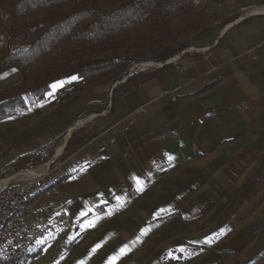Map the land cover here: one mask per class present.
Listing matches in <instances>:
<instances>
[{
  "label": "crops",
  "instance_id": "crops-1",
  "mask_svg": "<svg viewBox=\"0 0 264 264\" xmlns=\"http://www.w3.org/2000/svg\"><path fill=\"white\" fill-rule=\"evenodd\" d=\"M208 2L217 17L179 68L114 99L80 92L70 73L0 121L4 179L27 154L35 166L74 155L54 200L72 226L56 264H108L124 247L116 264H264V14ZM21 80L14 69L0 74V91ZM39 250L48 256L52 239Z\"/></svg>",
  "mask_w": 264,
  "mask_h": 264
},
{
  "label": "trees",
  "instance_id": "trees-1",
  "mask_svg": "<svg viewBox=\"0 0 264 264\" xmlns=\"http://www.w3.org/2000/svg\"><path fill=\"white\" fill-rule=\"evenodd\" d=\"M208 0H0V74L14 69L20 83L0 91V121L39 103L52 82L75 73L82 91L123 81L146 61L160 68L127 77L120 97L172 66L210 25ZM183 56H190L187 52ZM191 55V57H193ZM112 96V99H113ZM94 109L89 106L88 116ZM264 172V156L257 159ZM36 164L34 153L15 166Z\"/></svg>",
  "mask_w": 264,
  "mask_h": 264
},
{
  "label": "built area",
  "instance_id": "built-area-1",
  "mask_svg": "<svg viewBox=\"0 0 264 264\" xmlns=\"http://www.w3.org/2000/svg\"><path fill=\"white\" fill-rule=\"evenodd\" d=\"M242 11L264 14V0H253ZM73 161H60V154L41 165L26 164L12 177L0 180V264H56L70 246L71 223L67 216H57L54 200L58 183L73 172ZM52 239L48 256L37 252L25 259L29 245L42 246Z\"/></svg>",
  "mask_w": 264,
  "mask_h": 264
},
{
  "label": "rangeland",
  "instance_id": "rangeland-1",
  "mask_svg": "<svg viewBox=\"0 0 264 264\" xmlns=\"http://www.w3.org/2000/svg\"><path fill=\"white\" fill-rule=\"evenodd\" d=\"M209 1V0H208ZM209 2H207L205 5L207 6V4H208ZM238 3V2H237ZM238 5H239V7L241 8V5L238 3ZM207 11H208V8H207ZM242 11V10H241ZM250 11H243V13H249ZM208 13H209V11H208ZM209 16H210V20H211V22H210V25L209 26H211L212 25V23H213V21H214V18H216L217 17V15H215V16H213V14H208ZM192 43H194L193 42V40H191L190 41V45L192 44ZM192 47H190L189 49H187V50H185L182 54H180V55H176V56H174L173 58H171V59H169L168 61H166L165 62V64H171L172 63V65H176V66H178V68H179V66L181 65L178 61H179V58H181V57H187V56H182L185 52H189L188 54L191 56V55H193L194 53H196V51L197 50H195V49H191ZM187 60V59H186ZM163 64L162 63H155L154 61H146V62H143V63H139V64H136V65H134L133 67H131L130 68V70H129V74H136V73H138V72H148V71H152L153 69H157V68H160L161 66H162ZM128 74V75H129ZM128 77V76H127ZM122 82V81H121ZM120 82V83H121ZM118 83V84H117ZM117 83H115V84H113L112 86L110 85V84H106V85H103V86H101V87H98V88H96L95 90H93V91H100V92H104V93H106L108 96H107V98H112V96H113V90H114V88L116 87V86H118L120 83L119 82H117ZM115 98V96H113V99ZM84 121H80V122H78L77 123V125L78 124H80V123H83ZM62 154V153H61ZM61 154H60V161H68L69 159H73L74 157V155H68V156H66V157H63V155L61 156ZM57 156V155H56ZM261 156H264V154H262V155H259L258 157H257V159L259 158V157H261ZM55 157V156H54ZM39 165V164H38ZM261 166L259 165V168H258V170H260L261 168H260ZM19 171H22V170H19ZM258 172V171H257ZM4 173H7V172H2V175L0 176V179H4V176H6L7 174H5L4 175ZM9 174V173H8ZM257 174V173H256ZM255 174V175H256ZM262 174H264V172L262 173ZM261 177H263V175L261 176ZM246 185V184H245ZM35 250L36 249H34V251H33V254L34 255H36L35 254Z\"/></svg>",
  "mask_w": 264,
  "mask_h": 264
},
{
  "label": "snow or ice",
  "instance_id": "snow-or-ice-1",
  "mask_svg": "<svg viewBox=\"0 0 264 264\" xmlns=\"http://www.w3.org/2000/svg\"><path fill=\"white\" fill-rule=\"evenodd\" d=\"M73 79H75V78H73ZM62 86H63L62 84H54V85H52L53 89H56V88H58V87H62ZM169 159H171V157H170ZM137 183L139 184V181H137ZM84 215H87V213H85ZM89 227H95V223L90 222V223H89ZM222 234H223V233H221V235H222ZM38 243L43 244L44 241L41 240V241H38ZM99 247H100V246L97 245L96 248H93V249H92V252L95 253L96 250H97V248H99ZM127 251H128V248H127V247L121 248V249L119 250V255H124V254H126ZM181 251H183V249H182ZM119 255H118V256H113V257H111V258L109 259L108 264H116L117 260L119 259ZM81 264H84V262H81Z\"/></svg>",
  "mask_w": 264,
  "mask_h": 264
},
{
  "label": "bare ground",
  "instance_id": "bare-ground-1",
  "mask_svg": "<svg viewBox=\"0 0 264 264\" xmlns=\"http://www.w3.org/2000/svg\"><path fill=\"white\" fill-rule=\"evenodd\" d=\"M248 0H244V3L247 2ZM35 250V254H33V251ZM40 249V243H33L32 245H29L26 248L25 251V259H33L35 256H37V251Z\"/></svg>",
  "mask_w": 264,
  "mask_h": 264
},
{
  "label": "water",
  "instance_id": "water-1",
  "mask_svg": "<svg viewBox=\"0 0 264 264\" xmlns=\"http://www.w3.org/2000/svg\"><path fill=\"white\" fill-rule=\"evenodd\" d=\"M131 75H132V74H129L128 77L131 76ZM126 79H127V77H126L122 82H124ZM117 84H118V83H117Z\"/></svg>",
  "mask_w": 264,
  "mask_h": 264
}]
</instances>
